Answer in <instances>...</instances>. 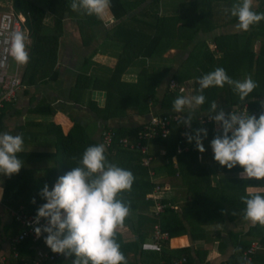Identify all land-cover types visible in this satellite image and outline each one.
<instances>
[{
    "label": "trees",
    "instance_id": "trees-1",
    "mask_svg": "<svg viewBox=\"0 0 264 264\" xmlns=\"http://www.w3.org/2000/svg\"><path fill=\"white\" fill-rule=\"evenodd\" d=\"M146 1L111 0L109 9L114 18L120 22L109 36L117 37L118 35L119 39H122L120 35L124 36L120 64L133 56L153 57L171 48V45L179 48V45L183 44L187 50L185 64L183 68L181 66L177 75L171 78L177 84L182 83L183 80L185 82L193 80L198 89V79L216 67L226 69L227 74L234 80H243L250 75L258 82V87L243 100L228 84L222 88L213 86L204 89L202 94L206 97L205 103L198 106L193 119L200 116L198 114L209 116L212 102L217 103V111L220 108L223 110L240 108L246 104L249 111L255 113L257 117L264 113V20L251 25L247 31L224 32L223 27L239 23L238 18L231 16L230 11H225L230 10L237 0H175L177 10L172 14L160 12L161 0H149L141 10L133 12ZM252 1L257 2L255 7L252 5L253 11L264 12V0ZM11 4L13 13L23 17V28L27 31V37L30 40L26 45L29 61L24 66L22 76V82L26 86L47 84L57 80L58 50L60 37L64 32V18L67 14L77 19L81 29L82 24L90 28L101 22V18L88 15L83 9L73 10L72 0H11ZM49 13L53 16L51 26L46 24ZM211 45H213L212 49ZM256 45H258L257 49H255ZM119 66L114 69L110 77L102 81L107 90V105L99 112L103 113L104 120L125 113L126 109L144 113L147 110V100H154L155 89L160 81L167 77L169 71L167 67H143L138 83L127 86L120 81ZM86 82L89 83L90 79L85 76L79 77L77 88L84 89ZM179 96L182 95L169 90L167 84V93L164 94L160 103L161 110L175 112L173 101ZM178 121L171 125L170 136L167 139L155 138L150 141L154 147L165 150V154H157L148 165H144L143 160L152 154L150 151L143 154L124 148L118 142L121 137H128L129 140L135 141L142 126L117 129L104 126L103 130L111 129L114 132L112 144L105 146L101 136L100 140L91 138L80 124H74L64 134L58 125L49 122L46 125V131L54 136L52 137L54 151L30 152L27 154L30 158L45 160V163L36 168L37 163L29 162L24 171L17 175L13 174L11 177L5 176L4 203L11 209L22 206L25 212L36 215L38 207L46 203L39 195L43 186L47 184L51 189L59 176L70 171L72 167L79 166L78 162L88 146L103 144L108 162L130 170L135 177L130 190H123L117 194V198L129 206V214L116 229V239L127 264H148L149 261L159 260L170 263V257L165 255L167 241L162 242L160 252L142 249V245L152 238L154 226L157 224L163 233L169 234L170 238L186 234L185 222L164 223L168 215L174 214L170 207L160 217H156L153 212L146 213L154 208L152 190L156 181L150 171L156 175L167 176L169 181L185 186V189L187 183L185 193L187 192V195L192 198V206L200 207L206 217L214 213L216 217H222V219L226 216L227 220L233 223L245 220L246 205L241 197L252 195L247 193V188L264 187V178L255 180L241 177L229 178L228 176L232 173H242V167L237 165L229 169L222 166L214 160V154L208 155V159L203 163L199 161L198 149L193 145V141L188 142L183 134L203 127L207 129L205 139L210 142L218 132L214 123H199L197 128L193 129L195 121H192L191 128H186V125L179 124ZM179 146L184 150L189 149L178 154ZM174 156L177 157L176 163L173 162ZM216 175L220 177L217 179V186H214ZM160 184L164 182L161 181ZM33 198L35 203H32ZM162 203L167 205L169 201L165 198ZM263 225L257 222L246 234L249 236H254L258 232L261 234ZM122 226L135 234L136 238L133 242L124 241L118 230ZM259 241L264 245V237H261ZM249 243L246 240H238V253H241ZM43 244H45L44 237L36 242L26 239L17 247L19 258L32 259L36 249L45 246ZM180 252L186 253V250ZM19 258H14L13 264H21ZM73 259L74 257L57 261L43 260L40 264H72Z\"/></svg>",
    "mask_w": 264,
    "mask_h": 264
},
{
    "label": "crops",
    "instance_id": "crops-1",
    "mask_svg": "<svg viewBox=\"0 0 264 264\" xmlns=\"http://www.w3.org/2000/svg\"><path fill=\"white\" fill-rule=\"evenodd\" d=\"M148 2L149 0L142 3L133 12H138ZM8 8L12 11V4ZM176 10L177 1L161 0V13L172 14ZM46 19V24L51 26L53 24V16L51 15ZM119 22L108 9L100 23L92 25L90 28L86 24H82L81 29L77 19L67 14L64 18V32L60 37L58 50L57 69L59 73L57 80L47 84L32 86H26L22 82L14 98L5 103L1 111L0 133L20 134L24 140L23 151L17 153L18 158L23 163L19 173L27 168L29 162L37 163L35 165L36 168L40 164L45 163V160L40 161V159L30 158V155H27L30 152L54 151V136L46 131V125L49 122L58 125L64 134L74 124H80L91 135V138L100 140L104 126L115 129L135 128L147 123L153 115L175 113L161 110L160 103L164 94L167 93L169 80L177 75L181 66L183 68L187 50H185L183 44H180L179 48L171 45V48L163 51L160 55L153 57L133 56L120 64L119 60L124 48V41L122 40L124 36L120 35L122 39L117 38L119 37L118 35H116L117 37L109 36L111 31L115 30L119 25ZM132 25L136 26L135 23ZM26 38H28L27 35ZM211 46L210 48L212 49ZM133 51V55H135V50ZM17 64L18 71L23 76L25 64H22V68H20L19 63ZM118 66L121 72L120 81L127 86L138 83L143 67H167L169 71L167 77H164L155 89L154 100H147V110L144 113L141 114L126 109L125 113H120L104 120L103 113L99 112L107 105V90L102 81L110 77ZM81 76L90 79V82H86L82 90L77 88L78 79ZM180 84L188 89L187 95L182 96L197 94V85L193 80L186 82L183 80ZM197 109L198 106L194 108V113L197 112ZM190 110L186 107L185 113L178 114H188L187 112ZM194 124L192 126L193 129L197 128V124L199 125L198 122ZM215 129L218 131V126ZM192 143L195 145L194 140ZM203 144L205 151L203 153L198 151V159L201 163L208 159V155L214 154L210 142L204 139ZM188 149L186 148V151ZM147 150L148 153L149 151L152 153L150 156L153 159H155L157 154H165V150L154 147L150 141L147 143ZM173 162H177V157H173ZM152 177L156 184L171 187L168 192L161 190V192L154 194V189L152 190V199L154 197L160 198L159 201L162 202L163 199L167 198L169 201L167 205L173 207V216L168 215L164 223L176 224L181 221L186 223L185 235L170 238L167 241L168 245L167 249H165V255L170 257V262L186 257L188 259L187 264H236L240 262L241 254L238 253V240H246L250 243L252 241L260 242V238L264 237V225L261 228V234L259 232L254 236L246 234L249 228L257 224V222L254 223L245 219L233 223L229 222L226 216L222 219V217H216L214 213L206 217L200 207L192 206V198L187 195V192L185 193L187 183L185 189V186L174 184L163 174L156 175L153 173ZM219 177L220 175L214 176V186H217ZM228 177L239 178L241 173H232ZM241 178L257 179L248 177L246 174ZM161 181L164 184H160ZM4 186L5 176H0V188L3 189L2 197H0V264H13L14 257L9 244L11 238L19 232L20 227L15 223L12 216V211L16 209H11L4 203ZM247 193L264 195V187H249L247 188ZM226 206L228 207L227 204ZM152 212L154 213V208L151 212L147 211L146 213L152 214ZM211 220L215 222H210ZM118 230L121 232L125 242L130 243L135 240V234L127 227L122 226ZM150 241H152V238L146 242ZM161 245L162 242L160 243ZM181 250H186V253L180 252ZM163 262L165 260L149 261L148 264H162ZM252 264H264V245L261 244V247L257 250Z\"/></svg>",
    "mask_w": 264,
    "mask_h": 264
},
{
    "label": "clouds",
    "instance_id": "clouds-1",
    "mask_svg": "<svg viewBox=\"0 0 264 264\" xmlns=\"http://www.w3.org/2000/svg\"><path fill=\"white\" fill-rule=\"evenodd\" d=\"M111 0H72L73 10L83 9L88 15L103 19ZM231 16L238 18L240 29L247 31L253 24L264 20V12L252 10V0H237L230 10ZM26 36L14 32L10 40V55L19 64H27L29 53L26 50ZM198 92L190 96H179L173 101V110L185 113L179 124L191 128L195 117L194 108L205 103L204 89L228 84L243 100L257 87L258 82L250 75L243 80H234L223 67H216L197 81ZM216 102L211 103L210 119L218 126V132L210 141L214 160L231 169L241 166L248 177L264 178V113L243 115L237 108L225 112L217 111ZM214 113V115H213ZM188 142L195 141L199 152L205 147L206 128H198L185 133ZM22 135L9 132L0 133V176L11 177L19 173L23 163L17 153L23 151ZM103 144L88 146L78 164L57 178L49 188L47 184L39 191L46 201L37 209L34 223L40 219L46 223L35 227L37 236L42 232L46 245L54 253L74 257L72 264H127L116 239V229L129 214V206L117 194L130 190L134 182L133 173L108 162ZM3 189L0 188V197ZM245 203L244 218L264 224V195L242 196ZM32 203H35L33 198Z\"/></svg>",
    "mask_w": 264,
    "mask_h": 264
},
{
    "label": "built area",
    "instance_id": "built-area-1",
    "mask_svg": "<svg viewBox=\"0 0 264 264\" xmlns=\"http://www.w3.org/2000/svg\"><path fill=\"white\" fill-rule=\"evenodd\" d=\"M24 19L20 15H15L11 10L4 9L0 6V115L1 111L6 102L11 101L17 89L22 84V76L18 71V64H16V69L13 74L8 73L9 59L13 58L10 55V40L14 32H23L25 36L27 31L23 28ZM18 63V62H17ZM168 89L174 91L180 95L184 92V87L181 84H177L174 80L168 82ZM232 109V108H231ZM231 109L224 110L225 112L230 111ZM239 113L243 115H255V113L250 112L247 105H243L240 108H237ZM182 117L178 113H168L153 115L151 118L142 125L141 130L137 134V139L135 141L129 140L128 137L119 138L118 142L124 148H129L132 150L139 151L140 153L147 154V143L155 138L167 139L170 136V127L173 123L177 122ZM192 121L206 124L214 123L210 119V116L200 115L193 119ZM192 125V124H191ZM186 128H188L186 126ZM101 141L105 146H109L113 142L114 132L111 129H105L101 131ZM185 134H183V137ZM186 150V149H185ZM181 146L178 147L177 153L180 154L185 151ZM153 159L152 156L148 155L143 160L144 165H148L150 160ZM150 174L153 175V172L150 171ZM170 186H160L156 184L154 188V194L161 192H168ZM154 214L155 216L163 215L167 208L171 205H165L160 202V198L154 197ZM13 220L20 227L19 232L13 236L10 240V246L12 248V254L14 258H19L18 245L21 244L26 239H32L33 241H38L41 238L45 237L46 233L42 232L40 236L35 234V227H42L46 221L41 218L39 225L34 223V218L36 215L27 213L24 211L23 207L12 211ZM170 240L168 233H163L160 229V226L157 224L154 226L152 241L146 242L142 245V249L146 251H155L159 252L161 250L160 243L163 241ZM42 248H37L35 251V256L32 259L19 258L21 264H40L43 260L57 261L62 258H66L65 255L60 253H54L51 249L45 244ZM261 247L260 242L252 241L240 254V264H252L253 258L257 250ZM188 259L182 257L180 259L174 260L170 263L163 262L162 264H187ZM227 264V263H221Z\"/></svg>",
    "mask_w": 264,
    "mask_h": 264
},
{
    "label": "rangeland",
    "instance_id": "rangeland-1",
    "mask_svg": "<svg viewBox=\"0 0 264 264\" xmlns=\"http://www.w3.org/2000/svg\"><path fill=\"white\" fill-rule=\"evenodd\" d=\"M10 4H11V0H0V6L3 5L2 7H4V9L11 10L10 8H8V6ZM252 5L255 7L257 5V2L252 1ZM49 16H51V15L48 14L47 17H49ZM46 21H47V19H46ZM222 31H224V32H235V31H242V29H240L238 25H232L230 27L222 28ZM28 42H29V40H28V38H26L25 44L27 45ZM257 46L258 45L255 46V49H257ZM211 47L213 48V46H211ZM26 50H27V48H26ZM16 64H17V62L14 60V58H10L9 59V67H8V73L9 74H13L15 72ZM19 66H20V68H22V64H19ZM187 92H188L187 87L186 88L184 87V92H183L182 95H187L186 94ZM214 124H215V127H216L217 125H216L215 122H214Z\"/></svg>",
    "mask_w": 264,
    "mask_h": 264
}]
</instances>
